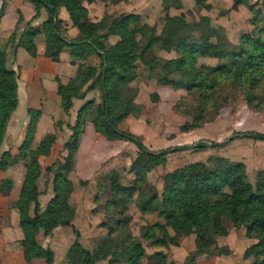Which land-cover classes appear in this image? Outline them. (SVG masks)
Listing matches in <instances>:
<instances>
[{
  "label": "trees",
  "instance_id": "trees-1",
  "mask_svg": "<svg viewBox=\"0 0 264 264\" xmlns=\"http://www.w3.org/2000/svg\"><path fill=\"white\" fill-rule=\"evenodd\" d=\"M30 1L37 9L34 20L39 18L44 8L49 18L41 28L32 26V20L25 24L23 31L21 27L24 20L20 18L10 43L14 45L17 42V47L37 57L35 39L44 35L45 56L54 61L60 59L65 49L69 50L73 62L98 56L99 67L85 66L68 84L60 83L59 95L66 113L73 107L74 99H84L88 92L98 88L102 90V102L96 104L90 101L80 110L73 136L65 145V156L47 169L53 176L54 196L44 210L39 200L41 192L38 180L42 175L40 158L50 155L57 137L49 134L38 148H33L39 112H30L31 122L26 141L20 148V156L15 157L9 151L0 156L2 171L17 164L20 158L29 159L20 198L15 205L24 234L20 243L26 262L45 259L47 264H55L54 251L38 241L39 235L48 237L59 227H74L76 209L71 199L75 187L70 174L76 167L75 158L81 136L87 123L92 122L99 134L114 140L135 142L140 149L132 167L137 175L132 185L124 186L121 176L116 172L105 177L108 191L112 193L106 205L108 212L120 209L122 211L119 213L124 214L129 204L136 200L137 194L142 212L158 214L165 219L164 224L157 223L154 226L159 234L145 235L151 244L159 247L178 246L181 238L196 236V250L188 258L187 264H195L197 257L216 249L217 238L228 235L230 224L247 227L248 234L255 235L257 243L247 250L246 258L253 257L252 264H264V171L258 173L254 186L248 180L244 164H232L226 158L214 157L209 160L215 167L213 170L205 166L201 173L189 174L188 167L179 168L165 175L161 194L146 198L141 188L148 182V173L163 162L164 156L150 152L138 136L119 128V124L130 115L141 114L142 107L136 103V94L130 85L139 78V63L150 73L155 71L149 60L155 48L181 53L177 60L162 61L161 72L157 73L158 83L175 89L184 87L190 95L197 97L198 105L194 111L196 118L186 122L182 127L183 132L213 122L215 116H207L206 113L217 112L221 103L234 99L240 90L246 91L249 108L264 110V27L244 35L240 45H232L226 30L213 26L208 16L198 22H189L182 14L175 17L167 14L168 24L171 27L178 26L185 32L184 37L173 44L159 34L155 26L142 23L139 15H106L100 22L94 23L88 17L83 0ZM112 1L114 4L130 2ZM194 1L199 7L212 9L208 0ZM241 3L235 0L234 7L237 8ZM50 8H55V14ZM61 8L67 10L73 25L79 29V38L68 39L63 36V21L59 18ZM183 8L181 0H162V11L165 13ZM2 16L3 11L0 21ZM114 36L119 37V41L111 45L109 39ZM200 57L216 58L220 65L216 68L197 67ZM18 80L17 72L8 66L5 48L0 49V148L11 117L18 108ZM157 100L158 96H155L154 101ZM260 139L264 140V135ZM204 147L206 145L197 148ZM13 186V181L6 180L0 186V192L9 195ZM104 189L107 193V189ZM121 225V221L117 223L118 227ZM114 231L111 228L110 237L102 239L93 252L78 241L74 243L71 246L75 254L73 264H98L104 260L110 263L143 264L142 259L146 255L143 244L132 236L127 237L126 243H116L111 238ZM166 257L162 252H157L153 258L155 262L151 264H176L169 263Z\"/></svg>",
  "mask_w": 264,
  "mask_h": 264
},
{
  "label": "rangeland",
  "instance_id": "rangeland-1",
  "mask_svg": "<svg viewBox=\"0 0 264 264\" xmlns=\"http://www.w3.org/2000/svg\"><path fill=\"white\" fill-rule=\"evenodd\" d=\"M161 1L134 0L132 5L129 7L122 6L120 10L125 15H130L128 13L139 15L142 17V23L155 26L158 33L167 37L173 44L181 40L185 32L178 26L171 27L166 21L167 14L170 17L181 16L182 14L189 22H198L202 17L208 16L212 19L213 26L223 27L226 30V34L232 45H240L244 35L253 32L255 29L264 27L263 0H240L242 3L237 8L234 7L235 0H208L212 8L210 10L199 7L194 0H184L185 6L183 10L172 9L169 13L161 11ZM111 2L113 3L112 0ZM121 3L113 4L117 5ZM260 11L261 13H259ZM112 41L114 42L115 40L113 39ZM180 57L181 53L177 51L167 52L155 48L149 59L155 67V73L151 71L152 73L150 74L147 68L141 66L139 68V74L141 77L147 74L149 78L144 81L134 82L130 85L131 90L136 94L139 102L145 105L149 103L147 109L144 106L146 115L141 118V122L144 121L148 124L153 121L154 117H157L163 125L157 124L162 128V136L158 130L159 135L155 140L159 137V142L157 144L153 142L154 151L146 146L139 137L143 146L154 153L180 147H191L183 151H176L165 155L163 162L148 173V182L141 188L143 195H145L144 197L151 198L153 195L161 194L164 188L165 175L179 168L188 167L189 174H199L204 170L205 166L213 170L215 167L209 163V160L214 157L226 158L232 164H244L245 166L246 164L243 161L246 160L249 163V170L246 167L248 180L255 186L257 184L258 173L264 171H256V166H259V168L264 167V163L257 164L256 160L259 155H264V152H261V150L256 151V148L258 147L257 145L261 146L259 148L264 147V144L259 143L264 142V140L255 139L252 135H259L261 138L264 135V110L255 111L248 107L245 90V92L240 90L237 96L228 103H221L217 112H207V116H215L216 119L213 122L207 123L203 127L190 132H183L182 127L186 122H192L196 118L194 111L198 105V100L197 97L190 95L186 88L180 87L178 89H172L169 87L168 90L159 94L163 100L162 104L156 105L157 103L150 102L148 91L157 87V73L159 74L161 72L160 67L162 61L177 60ZM219 65V60L216 58H198L197 67L205 66L216 68ZM146 82L150 83L147 88L144 84ZM95 95V99H101V91L95 93ZM153 128H156L155 125ZM244 135L246 137H243ZM129 143L139 149L135 142L129 141ZM200 145H206V147L197 148ZM9 152L15 157L20 156L19 148L15 150L14 153L16 154H13L12 151ZM133 159L126 161L125 164L131 166ZM21 160L26 162L27 166L29 159L21 158ZM107 164L96 172L95 176L98 175L95 177L94 182L93 179L89 182L91 184L88 186V190L80 192L81 197H79L78 193L74 200V203L78 206V219L75 225L73 224L74 235H72L73 237L76 236L73 244L78 241L90 252H93L98 248L102 239L110 237L109 232L113 228L115 231L111 238L116 243L119 241L126 243L127 237L132 236L143 244L146 250V255L142 259L143 264L154 263L155 259L153 258L157 252H162L163 255H167L166 258L169 263L187 264L188 258L196 250V236L190 235L181 238L178 246L159 247L151 244L145 238V235L159 234L154 226L157 223L164 224L165 219L159 217L158 214L142 212L138 206L137 194L135 195L136 200L129 204L124 214L121 215L119 213L122 211L120 209H114L110 212L106 210V205L112 193L108 191V182L105 180V176L107 177L114 172L118 173L122 178L121 181L124 186L132 185V182L137 177L136 172L131 169L123 172L112 171L106 175L105 172L108 169ZM7 170H0V186L6 180L12 181V179L7 178V176L5 177L3 174ZM14 177L20 180L19 171L14 173ZM46 179H48L47 170H45L43 179L41 180L42 188L47 187ZM104 188L107 189V193ZM96 196L102 197L99 199ZM43 198L46 201L49 198V193L46 192ZM1 199L0 202L3 201ZM17 202H10V209H15ZM0 215V249L3 250L6 249L8 243V230L12 231L17 227L18 223L15 220V226H13L14 219L12 217L4 218L5 215L2 213L1 208ZM120 221L122 225L118 227L117 223ZM171 234L175 235L174 231H171ZM67 236L71 237V234L67 233ZM64 239L63 234L56 236L52 240V245L58 248L59 264H73L75 254L71 251V245L68 243L70 240L63 243ZM40 241L44 244L46 242L44 237H40ZM256 243V236H250L247 227H235L230 224L228 235L217 238V248L208 254L197 257L195 264H252L254 258H246V252ZM52 250H56V248L52 247ZM56 255L58 256V253ZM119 259L122 258H117V260ZM38 261V263L45 264V259H38ZM56 263L58 264L57 259ZM101 264L126 263H110L109 260H106Z\"/></svg>",
  "mask_w": 264,
  "mask_h": 264
},
{
  "label": "crops",
  "instance_id": "crops-1",
  "mask_svg": "<svg viewBox=\"0 0 264 264\" xmlns=\"http://www.w3.org/2000/svg\"><path fill=\"white\" fill-rule=\"evenodd\" d=\"M181 1L185 6L184 0ZM133 2L134 0H130L128 3L122 2L121 4L114 5L111 0H92V2H89V0H83L84 6L88 10V17L94 23L100 22L106 15L125 14L120 10L121 7H129ZM160 9L162 11V1L160 3ZM2 11L3 16L0 21V49L5 48L9 68L15 70L19 76V104L8 124L7 134L3 146L1 147L2 151L0 150V155L5 151H12L13 154H16L14 153L15 150L18 148L20 149L26 141L28 128L31 122L30 112H39L40 117L37 124L33 148H38L44 138L49 134H55L57 137L50 155L40 158L42 175L38 180V187L41 192L39 198L41 208L44 210L54 196L52 187L53 176L48 172V179H46L47 187L42 188L41 180L43 179L45 170L52 167L56 161L62 160L65 156V145L73 136V131L77 126L80 110L90 101H95L96 104L102 102V90L98 88L94 91L88 92L84 99H74L73 107L69 113H66L62 106L61 96L59 95V85L60 83L66 85L71 80L75 79L85 66L99 67L100 59L98 56H92L88 60H77L76 62H73L69 50L65 49L62 52L60 59L54 61L45 56L46 40L44 35L36 37L35 41L38 55L37 57H33L27 50L17 47V42L14 45L10 43V38L18 26L20 18L24 20V25L21 27L22 31L25 28V24L34 20L37 15L36 6L30 0H0V13ZM48 18L49 13L47 9L44 8L41 10L39 18L33 21L32 26L41 28ZM59 18L63 21L62 34L64 37H67L68 39H77L80 37L79 29L73 25L65 8L60 9ZM113 39L115 40L114 42L112 41ZM118 41L119 37L116 36L110 37L109 39L111 45ZM141 66L142 65L139 63L138 73ZM148 78L149 76L147 74L144 77H141L139 74V78L134 82L144 81ZM144 84L146 88L150 85L149 82ZM169 87L175 89L172 86L160 85L157 81V87L148 91L150 102H153L154 104L157 103L156 105L162 104L163 100L160 98L159 94L168 90ZM99 91H101L100 100L95 99V93ZM155 96H158L157 101H154ZM135 101L142 107L141 114L138 116L130 115L119 124V128L122 131H127L140 137L143 143L154 151L153 142L154 144L159 142V137L156 140L155 138L159 134L162 136V128L157 124L162 125V122L161 120H158L157 117H154L153 121L148 124L144 121L141 122V118L146 115L145 108H148L149 103L145 105L144 103L139 102L137 97ZM153 124L156 128H153ZM259 143L264 144V142ZM257 146L256 151L261 150V152H264V147L259 148L261 146ZM139 152L140 150L136 146L130 144L129 141L114 140L105 137L96 131L92 122L87 123L85 131L81 136L78 152L76 154V167L70 174V179L75 187L71 199L72 205L76 209L74 225L78 219V206L74 203V200L78 193L79 197H81L80 192L88 190V186L91 184H89V182L92 179L94 182V179H96L95 177L98 175L95 176L96 172L108 162V169L105 172L106 175L112 171L123 172L129 171L130 169L132 170L131 166L133 164L130 166L126 165L125 162L134 158V163ZM256 160L257 164H263L264 155H259ZM243 162L249 170V163L246 162V160ZM256 168V171L264 170V167L259 168V166H256ZM18 171L20 173V180L14 177V173ZM26 172V162H23L20 158L18 164H15L3 173L5 177L7 176V178L12 179L14 188L9 195H0V198H2L1 200H3L0 202V208L5 215L4 218L12 217L14 219L12 225L15 226V220L18 225L12 231L8 230V243L6 249H0V264H42L38 263V259L33 260L31 263L26 262L23 248L20 243L24 238V234L20 226L19 213L16 209H10L11 207L9 206L10 202L15 203L20 198ZM127 173L129 174V172ZM46 192L49 193V198L45 201L43 195ZM98 197L101 199L102 196H96V198ZM15 229H17L16 232ZM67 233L71 234V237L67 236ZM62 234L65 237L63 243L70 240L68 243L72 246L73 241L76 240V236L73 237V227H59L48 237L43 234H40L38 237V241L43 246L49 247L50 249H52V247L56 248V250H53L55 253V264H57L56 259L59 264V252L58 248L52 245V240L56 236H61ZM40 237H44L46 241L45 244L40 241ZM56 253H58V256ZM105 261L106 260L101 261L98 264ZM45 264H47L46 261Z\"/></svg>",
  "mask_w": 264,
  "mask_h": 264
},
{
  "label": "water",
  "instance_id": "water-1",
  "mask_svg": "<svg viewBox=\"0 0 264 264\" xmlns=\"http://www.w3.org/2000/svg\"><path fill=\"white\" fill-rule=\"evenodd\" d=\"M50 10L53 12V14H55V8H50ZM252 137L255 139L261 138L259 135H252ZM188 148H191V147H180V148L168 149V150H165V151L158 153V155L159 156H165L167 154L174 153L176 151H183V150H186Z\"/></svg>",
  "mask_w": 264,
  "mask_h": 264
}]
</instances>
